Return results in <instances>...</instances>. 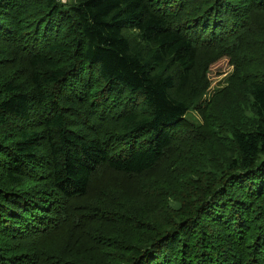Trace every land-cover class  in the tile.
Wrapping results in <instances>:
<instances>
[{
    "label": "trees",
    "instance_id": "obj_1",
    "mask_svg": "<svg viewBox=\"0 0 264 264\" xmlns=\"http://www.w3.org/2000/svg\"><path fill=\"white\" fill-rule=\"evenodd\" d=\"M0 264H264V0H0Z\"/></svg>",
    "mask_w": 264,
    "mask_h": 264
},
{
    "label": "rangeland",
    "instance_id": "obj_2",
    "mask_svg": "<svg viewBox=\"0 0 264 264\" xmlns=\"http://www.w3.org/2000/svg\"><path fill=\"white\" fill-rule=\"evenodd\" d=\"M58 1L61 2L63 5L70 6L71 3H75L77 0ZM128 37L131 39L132 42H137L139 40L136 33H128ZM235 71L236 69L234 63L229 57H223L209 67L208 72L205 74V78L208 82L206 92L203 94L202 98H195L196 94L194 96H190L191 109L189 114L187 115V118L191 124L196 126H199L201 124L206 125L207 122L211 121L212 119L223 117L225 115L223 108L224 106L233 107L236 109L233 110L230 114L235 119L237 118L235 120L236 123H240L242 121L246 122V117L248 118L252 116L247 104L241 100L243 92L240 91L238 95H234L232 93L233 89L231 83L235 79ZM240 75L241 72L238 73V77L234 80L233 83L238 82ZM194 80L195 84L199 87L202 81L200 70L196 73ZM225 131V133L219 134L220 138H223L225 140L231 139V133L228 130ZM208 171L209 170H207L206 172ZM170 205L175 209H178L180 207L179 203L175 201H170Z\"/></svg>",
    "mask_w": 264,
    "mask_h": 264
}]
</instances>
